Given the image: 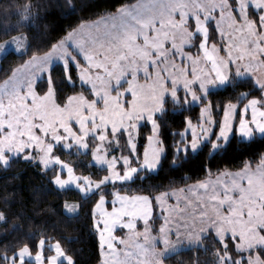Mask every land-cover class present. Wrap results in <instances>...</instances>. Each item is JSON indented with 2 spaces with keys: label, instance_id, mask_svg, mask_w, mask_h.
I'll return each instance as SVG.
<instances>
[{
  "label": "snow or ice",
  "instance_id": "snow-or-ice-1",
  "mask_svg": "<svg viewBox=\"0 0 264 264\" xmlns=\"http://www.w3.org/2000/svg\"><path fill=\"white\" fill-rule=\"evenodd\" d=\"M67 8L74 11L76 5L68 0ZM39 11L26 0L16 13L19 23L34 24ZM213 32L219 33L220 44L209 45ZM11 44L24 55L31 46L25 33L7 39L0 49ZM57 64L63 72L59 78L53 74ZM258 70H264V0H136L95 20L80 19L46 52H33L13 68L0 85V167L20 158L36 162L43 174L52 171L49 180L60 189L72 185L97 197L90 215L102 264H162L155 246L167 248L170 237L179 241L182 233L191 236L197 223V241L211 233L222 245L214 252V264H264V154L254 168L246 161L239 170H218L214 180L195 182L191 187L203 195L198 192L190 216L182 210L173 216L179 205L166 206L172 196L179 200L183 189L155 196L120 190L158 169L169 148L175 165L190 150L207 145L214 153L226 147L234 132L264 137V95L252 96L243 107L231 99H209L212 89L234 88L249 74L253 87L264 92ZM196 102L201 105L196 122L185 117L184 130L172 133L179 140L166 145L158 114L188 110ZM142 121L151 127L141 149ZM73 148L90 153L104 175L78 174L59 154ZM117 148L120 155L113 154ZM154 206L163 215L158 229L151 226ZM63 207L78 211L81 205ZM4 216L0 212V219ZM118 226L127 229L124 238L114 234ZM46 239L42 235L34 245V264H75L59 240L46 255ZM0 264H33L29 244L12 256L0 253Z\"/></svg>",
  "mask_w": 264,
  "mask_h": 264
},
{
  "label": "trees",
  "instance_id": "trees-1",
  "mask_svg": "<svg viewBox=\"0 0 264 264\" xmlns=\"http://www.w3.org/2000/svg\"><path fill=\"white\" fill-rule=\"evenodd\" d=\"M35 8L40 7L39 16L34 24L19 23L17 12L22 11L26 0H0V44L14 35L25 33L31 42L30 48L24 55L9 51L1 58L0 83L11 74L13 68L21 64L33 52L40 54L48 50L49 46L60 39L65 32L78 24L80 19L95 20L105 11H112L121 4L134 3L136 0H72L76 5L74 11L68 10V0H29ZM5 29H10L7 35ZM211 42L221 43L218 33L213 32ZM57 78L63 75L60 64L53 73ZM254 86L251 75L239 78L235 87L228 85L211 91L209 99L213 102H227L243 105L252 96H261L259 86ZM79 90V89H77ZM65 92L72 91L65 88ZM242 101L237 100V93H248ZM171 109V104L167 105ZM200 105H191L188 110H169L159 114L158 123L161 126V136L166 145H172L173 131H182L185 127V117L197 119ZM142 147L146 142V135L150 134V125L145 122L139 130ZM123 141V140H122ZM264 154V137L256 136L250 140H243L233 135L227 146L218 151L210 152L209 146L201 151L187 154L177 164L171 162L173 157L169 148L168 155L162 158L157 172L147 175L145 179H138L120 187L121 191L133 194L141 193L155 196L160 192L181 188L215 176L218 170H239L244 163L251 166L259 163ZM61 155L75 168L84 174L97 178L104 175L100 167L91 162L90 153L85 156L76 151H61ZM39 163L27 161L23 158L15 159L8 167H0V212L5 214L0 219V253L12 256L13 251L23 243H28L30 251L35 254L34 247L43 235L46 243L60 241L66 254L72 255L75 264H98L102 255L98 244V233L94 229L91 219V209L97 197L82 196L74 188L62 190L49 180L52 171L47 174L41 172ZM210 170V173H209ZM66 201H76L81 207L79 213L70 215L64 210ZM157 214V206L155 208ZM161 217L155 215L153 228L158 229ZM222 247L221 243L211 233L202 237L199 245L183 248L164 258L165 264H214V252ZM45 254H51L48 247ZM63 264L66 262L63 261Z\"/></svg>",
  "mask_w": 264,
  "mask_h": 264
},
{
  "label": "rangeland",
  "instance_id": "rangeland-1",
  "mask_svg": "<svg viewBox=\"0 0 264 264\" xmlns=\"http://www.w3.org/2000/svg\"><path fill=\"white\" fill-rule=\"evenodd\" d=\"M135 3V2H134ZM219 34V33H218ZM6 41V40H5ZM5 41H3L0 45H2ZM212 42H211V40H209V45L211 44ZM9 51H15V52H18V53H22V52H24V49H17V47H16V45L15 44H11V45H9L8 47H7V50L5 51V50H2V49H0V64H1V58L5 55V54H7ZM193 51H195L194 49H193ZM11 75V74H10ZM9 75V76H10ZM250 75V74H249ZM257 75L258 76H262V77H264V70H258L257 71ZM3 82L4 81H2L1 83H0V85H2L3 84ZM221 88V87H220ZM214 89H217V88H214ZM214 89H212V90H214ZM262 95H264V92H262ZM261 95V96H262ZM261 96H258L257 98H260ZM250 99V98H249ZM205 102H207V101H205ZM246 103V102H245ZM193 105H200V102H196L195 104H193ZM238 105H239V107H243V105H241L240 103H238ZM201 106V105H200ZM158 116H159V114H158ZM158 116H157V120H158ZM190 118V117H189ZM192 120H193V122H196V120L197 119H193V118H191ZM145 122L146 121H142L141 122V125H144L145 124ZM146 123H148V122H146ZM237 123H238V121H237ZM149 125H150V123H148ZM150 127H151V125H150ZM184 130V129H183ZM182 130V131H183ZM140 133V132H139ZM237 135V137H239L240 139H243V140H250V139H252V138H247V137H242V135L241 134H239V133H233L232 134V136L233 135ZM231 136V137H232ZM257 136H259V135H257ZM256 137V136H255ZM139 138H140V136H139ZM189 138H190V136H189ZM254 138V137H253ZM140 139H139V143H140ZM121 143L123 144L124 143V141H121ZM146 143V142H145ZM143 147V146H142ZM142 147H140L141 149H142ZM220 150V149H219ZM64 151H68V152H70L69 150H64ZM71 151H76V149L75 148H73ZM81 151H83V150H81ZM191 151V150H190ZM191 152H196V151H191ZM120 153H121V149L120 148H117L116 149V151H115V153H113V154H115V155H120ZM60 155H61V151H60V153H59ZM124 154H127V150L126 149H124ZM61 158L62 159H64L67 163H69L65 158H63L62 157V155H61ZM91 162L93 163V164H95V165H97L96 163H95V161L91 158ZM41 165V164H40ZM42 166V165H41ZM98 167H100L99 165H97ZM75 167V166H74ZM253 168L255 167V166H252ZM158 169H159V167H158ZM158 169H155V170H151V173H155V172H157V170ZM76 171H77V173L78 174H84L82 171H79V170H77L76 169ZM229 171H233V170H229ZM89 175V174H88ZM143 175V174H142ZM216 178V175L215 176H212V177H208V178H206V179H209V180H214ZM93 179H95L94 177H93ZM205 180V179H204ZM195 183H193V184H190V185H188V186H185V187H181V188H176L177 190H179V189H183V191H178V193H177V195L179 196V200H177V198L175 197V196H172V197H170L168 200H167V204H166V206H168V205H171V206H176L177 204L179 205V207H178V209L175 211V212H173L172 213V215L173 216H176V215H179V213H180V211L182 210L183 212H184V214L186 215V216H190V215H193L194 214V210H195V201H196V197H197V194H198V192H199V194L200 195H203V192L201 191V190H197V189H194V188H192L191 186L192 185H194ZM119 186V185H118ZM57 188H59L58 186H56ZM109 187H111L110 185H109ZM69 188H74L75 189V187L74 186H72V185H68V186H65V188H63L62 190H66V189H69ZM60 189V188H59ZM122 192H124V191H122ZM166 192V191H165ZM125 194H127V195H134V194H141V193H133V194H130V193H127V192H124ZM81 195L82 196H84V197H86L84 194H82L81 193ZM89 196V195H88ZM110 199V198H109ZM187 200H191L193 203L191 204V205H189L188 203H187ZM65 203H68V204H79L78 202H76V201H66ZM107 207H111V204H110V202L106 205ZM156 208V206H154V210H153V217L151 218V226L153 227V223H154V220H155V215H157V216H160L161 217V223H162V221H163V215H162V213H161V209L157 206V214H155V209ZM65 210V212L67 213V214H70V215H74V214H77V213H79V210H80V208L78 209V211H72V210H68V209H64ZM201 227V225L199 224V223H197V224H195V225H193L192 226V235L191 236H189L187 233H182V235H181V237H180V239H179V241H177V238L175 237V236H172V237H170V243H169V245H168V247L167 248H164L162 245H159V244H157L156 246H155V258L156 259H158V260H161V262H162V264H165V262H164V258L166 257V256H168V255H170V254H172V253H174V252H176V251H179V250H181V249H183V248H186V247H190V246H194V245H199L200 243H201V239L199 240V241H197V237H196V234H197V232H198V230H199V228ZM137 228L138 229H142L143 228V221L142 220H138L137 221ZM126 232H127V229H123L122 227H120V226H118L117 227V229L115 230V235L116 236H120L121 238H124L125 237V234H126ZM55 242H53V243H50V245H52V244H54ZM49 245V246H50ZM49 248V247H48ZM117 248H119V249H123V246L122 245H120L118 242H117ZM44 252H45V247H44ZM52 254V253H51ZM65 262V261H64ZM34 264V263H33Z\"/></svg>",
  "mask_w": 264,
  "mask_h": 264
},
{
  "label": "crops",
  "instance_id": "crops-1",
  "mask_svg": "<svg viewBox=\"0 0 264 264\" xmlns=\"http://www.w3.org/2000/svg\"><path fill=\"white\" fill-rule=\"evenodd\" d=\"M49 245H50V243L48 244V243L45 242V246H44V247H45V248H46V247H49ZM34 255H35V254L32 253L33 263H34ZM26 259H27V258H26ZM104 259H105V257L102 256V259H101V261H100L98 264H102V261H103ZM65 262H66V261H65Z\"/></svg>",
  "mask_w": 264,
  "mask_h": 264
}]
</instances>
